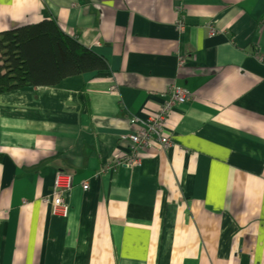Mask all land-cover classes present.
Returning <instances> with one entry per match:
<instances>
[{"label": "crops", "instance_id": "crops-1", "mask_svg": "<svg viewBox=\"0 0 264 264\" xmlns=\"http://www.w3.org/2000/svg\"><path fill=\"white\" fill-rule=\"evenodd\" d=\"M48 19L108 71L0 95V264H264V0H0V34ZM171 85V145L117 166Z\"/></svg>", "mask_w": 264, "mask_h": 264}, {"label": "trees", "instance_id": "trees-1", "mask_svg": "<svg viewBox=\"0 0 264 264\" xmlns=\"http://www.w3.org/2000/svg\"><path fill=\"white\" fill-rule=\"evenodd\" d=\"M108 71L104 58L43 20L0 34V95L56 86L62 80Z\"/></svg>", "mask_w": 264, "mask_h": 264}, {"label": "built area", "instance_id": "built-area-1", "mask_svg": "<svg viewBox=\"0 0 264 264\" xmlns=\"http://www.w3.org/2000/svg\"><path fill=\"white\" fill-rule=\"evenodd\" d=\"M178 15L180 11L177 12ZM176 27L181 32L185 25L181 18H178ZM210 35L215 34L213 28H210ZM167 96L158 115L145 123L143 130L132 133L127 136L130 145L129 152L123 158L116 160L115 164L121 167L135 169L140 166L139 154L144 149H154L152 144L155 139L162 149H166L171 145L170 139L163 135V125L173 108L182 106L192 99V94L181 86L171 85L168 89L160 94V97ZM130 123L134 124L135 119H131ZM72 176L63 172H56L52 182L51 192L43 197L42 202L49 206L52 216L65 219L69 214V205L67 196L74 187ZM80 187L83 191L89 188L87 181H82Z\"/></svg>", "mask_w": 264, "mask_h": 264}]
</instances>
